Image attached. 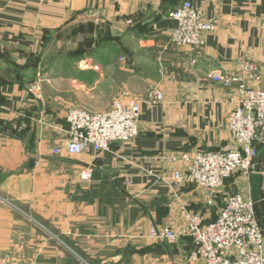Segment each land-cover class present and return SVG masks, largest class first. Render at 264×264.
I'll use <instances>...</instances> for the list:
<instances>
[{
    "label": "crops",
    "instance_id": "crops-1",
    "mask_svg": "<svg viewBox=\"0 0 264 264\" xmlns=\"http://www.w3.org/2000/svg\"><path fill=\"white\" fill-rule=\"evenodd\" d=\"M184 1L0 0V264H42L38 251L43 264H205L190 236L150 229H180L183 207L209 222L225 202L223 188L212 207L201 187L165 178L173 154L238 147L227 125L237 87L211 76L242 77L253 61L264 88V0H190L215 24L195 49L170 41ZM127 93L142 101L138 136L70 155L68 109L104 111ZM240 177L251 197V175Z\"/></svg>",
    "mask_w": 264,
    "mask_h": 264
},
{
    "label": "built area",
    "instance_id": "built-area-1",
    "mask_svg": "<svg viewBox=\"0 0 264 264\" xmlns=\"http://www.w3.org/2000/svg\"><path fill=\"white\" fill-rule=\"evenodd\" d=\"M175 21L170 41L177 47H202L204 34L215 28L202 9L190 0L182 2L172 13ZM243 76L221 72L212 79L225 87L236 85L238 99L228 116V129L237 148L232 150L184 151L170 156L175 167L165 181L169 184H195L206 192L207 204L216 203V196L227 179L235 173L250 177L259 156V144H264V88L257 63H240ZM247 81H255L248 85ZM127 99H117L111 108L90 111L80 107L68 109L66 120V151L79 155L86 151H109L115 141H129L138 136L142 101L129 93ZM161 92L153 93V102L163 100ZM54 154H60L57 147ZM93 168L86 167L81 177L90 179ZM152 173V172H150ZM185 224L180 229L171 226L152 227L150 236L176 243L183 236H191L196 248L191 258L205 264H264V232L257 216L256 203L242 193L229 194L217 216L206 222L199 213L182 208Z\"/></svg>",
    "mask_w": 264,
    "mask_h": 264
},
{
    "label": "water",
    "instance_id": "water-1",
    "mask_svg": "<svg viewBox=\"0 0 264 264\" xmlns=\"http://www.w3.org/2000/svg\"><path fill=\"white\" fill-rule=\"evenodd\" d=\"M40 111L43 110V103L41 99H38ZM264 162V150L262 151L258 162L253 167V173L251 174V199L256 203V209L259 211L258 202L261 198L262 185H263V173L260 171L261 164Z\"/></svg>",
    "mask_w": 264,
    "mask_h": 264
},
{
    "label": "rangeland",
    "instance_id": "rangeland-1",
    "mask_svg": "<svg viewBox=\"0 0 264 264\" xmlns=\"http://www.w3.org/2000/svg\"><path fill=\"white\" fill-rule=\"evenodd\" d=\"M106 50L108 51H112V52H115L116 50L114 49V47H109L107 48ZM43 83H46V82H41V87L43 85ZM242 173L238 172V173H235L232 178L227 182L226 186L223 187L222 189V199H225L227 195L229 194H232V193H237V192H241L240 190V187H239V184L237 181L240 180V176H241ZM43 259H44V252L43 251H38L37 253V260L38 262H42L43 264Z\"/></svg>",
    "mask_w": 264,
    "mask_h": 264
},
{
    "label": "trees",
    "instance_id": "trees-1",
    "mask_svg": "<svg viewBox=\"0 0 264 264\" xmlns=\"http://www.w3.org/2000/svg\"><path fill=\"white\" fill-rule=\"evenodd\" d=\"M258 149L260 150V151H259V152H260L259 155H260L261 152L264 150V144H263V143H262V144H259V145H258ZM258 159H259V157L255 160V163L258 161ZM231 178H232V177H230L229 179H227L226 184H227V182H228ZM226 184H225V185H226ZM221 195H222V194H221ZM221 195H220V193H218L217 196H216V200H218L219 196H221ZM227 196H228V195H227ZM227 196H226V197H227ZM260 200H261V199H260ZM259 202H260V201H259ZM223 205H224V203H223ZM223 205H222V206H223ZM214 206H215V205H212V207H214ZM222 206H221V207H222ZM259 215H260V214L257 213V216H258V219H259V222H260V216H259ZM261 227H262V225H261ZM262 230H263V232H264L263 227H262ZM190 237H191V236H190ZM191 238H192V237H191ZM192 239H193V238H192ZM193 243H194V246H193L192 251L196 248V244H195V242H194V239H193Z\"/></svg>",
    "mask_w": 264,
    "mask_h": 264
}]
</instances>
